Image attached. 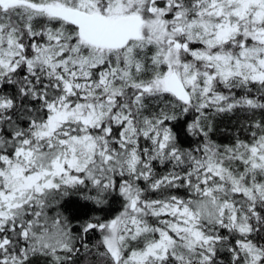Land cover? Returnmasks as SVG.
<instances>
[{"label":"snow or ice","instance_id":"1","mask_svg":"<svg viewBox=\"0 0 264 264\" xmlns=\"http://www.w3.org/2000/svg\"><path fill=\"white\" fill-rule=\"evenodd\" d=\"M0 264H264V0H0Z\"/></svg>","mask_w":264,"mask_h":264}]
</instances>
